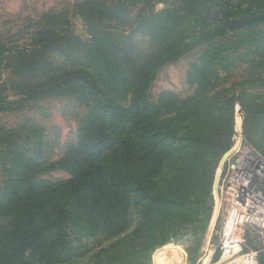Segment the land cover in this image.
I'll use <instances>...</instances> for the list:
<instances>
[{
    "label": "trees",
    "instance_id": "trees-1",
    "mask_svg": "<svg viewBox=\"0 0 264 264\" xmlns=\"http://www.w3.org/2000/svg\"><path fill=\"white\" fill-rule=\"evenodd\" d=\"M130 1L83 0L80 6L91 20L124 26L133 13ZM171 2L168 12H155L151 19L177 22L182 12L192 10L194 18L201 13L199 28L187 37L194 42L220 38L264 19V11L254 7L241 12L221 6L220 17L212 18L209 10L202 13L206 9H200L198 0ZM62 21L68 23L67 13H43V25L32 38L38 52L29 50V55L19 54L23 59L9 62L22 68L26 62L70 55L50 51ZM161 33L153 27L157 46L146 53L131 36L119 39V34L112 38L107 33L103 45L94 47L84 40L83 47L71 35L59 46L72 53L75 65L63 72L34 68L45 76L44 88L71 90L82 98L87 118L69 158L70 178L37 179L21 165L17 197L22 203L0 224V264L77 263L85 256L76 254L79 247L71 231L93 238L89 254L94 252L93 260L100 259V264H149L155 246L166 243L185 223L196 225L219 161L233 145L234 124L230 116L215 133L194 131L188 123L204 112L205 101H150L148 82L157 65L170 51L178 52L180 40L186 38L182 30L168 42ZM180 110L186 113L181 121L176 114ZM242 133L250 145L243 126Z\"/></svg>",
    "mask_w": 264,
    "mask_h": 264
},
{
    "label": "rangeland",
    "instance_id": "rangeland-1",
    "mask_svg": "<svg viewBox=\"0 0 264 264\" xmlns=\"http://www.w3.org/2000/svg\"><path fill=\"white\" fill-rule=\"evenodd\" d=\"M81 1L0 0V224L15 215L22 203L17 196L21 191L18 175L23 163L37 179L55 181L72 176L69 158L77 145L87 110L82 98H77L71 90L44 88L45 76L34 71L36 68L63 72L75 65L77 61L72 53L59 46L71 35L77 40L79 38L81 42H77L83 47L84 40L92 42L94 47L103 45V37L107 33L112 38L119 34L116 35L119 39L121 35L131 36L146 53L157 46L152 41L155 36L153 27L159 34L164 31L168 42L183 30L186 38L180 40L178 52L170 51L159 62L148 82L150 101L163 100L164 103L175 104L189 98L205 101L208 106L204 112L188 123L189 129L203 133L219 131L230 116L235 125L236 117L240 115L241 127L250 140V146L264 156V19L227 32L220 38L194 42L187 37L190 32L193 36L194 30L199 28L201 13L194 18L192 10L182 12V20L177 22L151 19L155 12H168L171 0L130 1L134 5L133 13L130 22L124 26L89 19L82 11ZM198 1L200 9L205 7L207 10L202 13L209 10L212 18L220 17L221 6L235 7L241 12L253 7L264 11V0ZM49 10L68 14V23L61 22L57 44L52 45L50 51L70 55H60L58 61H25L22 68L9 62L15 58L23 59L20 55L38 52L34 50L32 38L43 25V13ZM177 113L179 121L185 119L184 110ZM226 153L214 172L210 198H203L196 225L185 223L166 243L155 246L150 253L149 264L253 263L243 257L253 245V232H245L246 242L242 244L241 252L225 253L221 248L229 219L220 176L221 161ZM69 236L79 247L76 254L85 256L73 264L101 263L100 259L93 260L94 252L89 254L95 243L92 237L78 231H71ZM129 246L125 245L126 248Z\"/></svg>",
    "mask_w": 264,
    "mask_h": 264
},
{
    "label": "built area",
    "instance_id": "built-area-1",
    "mask_svg": "<svg viewBox=\"0 0 264 264\" xmlns=\"http://www.w3.org/2000/svg\"><path fill=\"white\" fill-rule=\"evenodd\" d=\"M241 120L240 115L236 117L233 145L220 172L221 191L229 209L221 248L225 253L241 252L246 242L245 232H253L259 251H248L243 257L252 264H259L258 253H264V156L243 140Z\"/></svg>",
    "mask_w": 264,
    "mask_h": 264
},
{
    "label": "crops",
    "instance_id": "crops-1",
    "mask_svg": "<svg viewBox=\"0 0 264 264\" xmlns=\"http://www.w3.org/2000/svg\"><path fill=\"white\" fill-rule=\"evenodd\" d=\"M250 247H251V249L249 251H251V250H253V251L258 250L259 251V247H258V245L255 244L254 241H253V245H251ZM258 260H259L258 261L259 264H264V253H262V252L258 253Z\"/></svg>",
    "mask_w": 264,
    "mask_h": 264
},
{
    "label": "water",
    "instance_id": "water-1",
    "mask_svg": "<svg viewBox=\"0 0 264 264\" xmlns=\"http://www.w3.org/2000/svg\"><path fill=\"white\" fill-rule=\"evenodd\" d=\"M230 154V151H228L225 155H224V157H223V159H222V166H223V164H224V161H225V159L227 158V156ZM220 162V163H221Z\"/></svg>",
    "mask_w": 264,
    "mask_h": 264
}]
</instances>
